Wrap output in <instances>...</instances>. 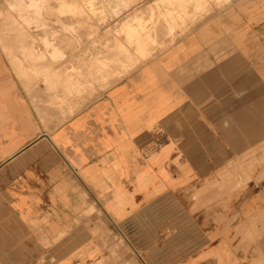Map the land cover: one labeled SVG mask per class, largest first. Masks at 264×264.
Masks as SVG:
<instances>
[{
	"label": "crops",
	"instance_id": "obj_1",
	"mask_svg": "<svg viewBox=\"0 0 264 264\" xmlns=\"http://www.w3.org/2000/svg\"><path fill=\"white\" fill-rule=\"evenodd\" d=\"M148 1L144 63L58 110L0 61V259L102 210L145 264H264V0Z\"/></svg>",
	"mask_w": 264,
	"mask_h": 264
},
{
	"label": "rangeland",
	"instance_id": "obj_2",
	"mask_svg": "<svg viewBox=\"0 0 264 264\" xmlns=\"http://www.w3.org/2000/svg\"><path fill=\"white\" fill-rule=\"evenodd\" d=\"M150 3L0 0V61L7 73L15 75L22 94L37 101V94L43 93L52 97L50 105L58 110L73 99L110 87L144 63V4ZM54 50L60 55L54 56ZM0 224V234L19 229L3 210ZM34 228L35 264L80 260L88 250L94 252L90 264H145L102 210L90 217L86 214L84 224L56 236L44 233L38 225Z\"/></svg>",
	"mask_w": 264,
	"mask_h": 264
},
{
	"label": "bare ground",
	"instance_id": "obj_3",
	"mask_svg": "<svg viewBox=\"0 0 264 264\" xmlns=\"http://www.w3.org/2000/svg\"><path fill=\"white\" fill-rule=\"evenodd\" d=\"M34 72V71H33ZM218 201V200H217Z\"/></svg>",
	"mask_w": 264,
	"mask_h": 264
}]
</instances>
